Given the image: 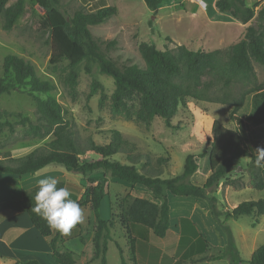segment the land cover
<instances>
[{
  "label": "trees",
  "instance_id": "16d2710c",
  "mask_svg": "<svg viewBox=\"0 0 264 264\" xmlns=\"http://www.w3.org/2000/svg\"><path fill=\"white\" fill-rule=\"evenodd\" d=\"M10 1L0 0L4 31H11L24 11L25 0H17L15 4L8 6ZM33 1L46 14L52 49L51 64L55 70L64 74V82L70 91H76L81 65L86 63V70L89 72V65L96 64L100 73L114 80L112 112L129 121L149 124L154 118L160 117L167 127H171L178 108L187 98L207 99L205 93L199 90L201 79L206 73L216 72L220 79H224V86L227 88L234 80L252 83L256 79L253 62L264 67V6L256 12L253 7L247 6L246 0H216L214 3L218 12L230 14L243 25L250 24L245 27L243 39L230 48L226 62L220 59V51H193L184 45L175 50L162 51L155 45L142 43L139 52L144 61L143 67L137 64L120 66L94 39L90 28L102 25L117 15V8L109 5L107 0H80L82 9L70 17L61 10V0ZM143 1L154 15L165 2ZM3 71L0 95L13 91L28 93L36 104V121L20 112L0 110V133L7 130L10 134H15L16 126L19 125L26 129V135L31 139L51 140L23 157L14 158L10 153H4L0 156V174L19 178L35 176L45 168L56 165L67 172L83 176L110 174L112 178L132 187H145L152 193L153 200L135 197L124 200L120 206L121 220L135 259L133 264H136L139 250L137 244L161 241L170 234L169 194L207 200L216 218L224 215L228 219L238 220L243 216H264V199L243 202L230 211L221 212L217 208L218 199L215 196L223 179L225 183H235L234 180H227V177L236 170V162L243 158L249 159L247 170L251 185L258 191H264V168L255 164L256 149L264 147V82L242 92L231 103L226 99L216 100L224 105L231 104L230 119L235 127L231 129L219 121L213 122L208 156L210 175L202 185H197L191 182V178L200 169L199 156L187 155L183 172L164 179L160 172L147 169V162L142 163L141 156L130 149L129 142L119 131H113L106 144H98L91 138H81L74 123L67 118L64 106L51 95L56 89L55 85L41 79L30 61L8 55L3 60ZM91 87L92 94L99 88L102 89L97 82H93ZM250 94H254L252 112L242 117L238 112ZM120 155H124V161L115 159ZM89 183L84 200L80 199L77 190L64 182L59 181L58 187H67L72 194L71 198L77 200L81 208L90 206L96 222L92 259L98 260L100 264H108L107 253L112 242L113 219L105 220L100 211L107 195V182L106 179L99 182L90 179ZM37 187L38 185L24 191L19 201L1 204L0 211L26 213L39 235L47 240L55 264H76L74 252L58 249V244L63 242V234L50 229L46 221L32 212ZM180 225L182 236H198V240L207 246L193 225L186 220H182ZM228 237V245L221 258H228L231 264H240L242 260L234 239L232 236ZM117 248L121 254L120 264H127L120 247ZM17 264L42 263L29 260ZM248 264H264V244L253 253Z\"/></svg>",
  "mask_w": 264,
  "mask_h": 264
},
{
  "label": "rangeland",
  "instance_id": "374dc122",
  "mask_svg": "<svg viewBox=\"0 0 264 264\" xmlns=\"http://www.w3.org/2000/svg\"><path fill=\"white\" fill-rule=\"evenodd\" d=\"M110 1L117 8V15L108 22L90 29L105 53L120 66L132 64L144 66L139 52L142 43L155 45L162 51L175 50L180 45L193 51H220V59L226 62L230 48L244 37L246 25L236 21L228 13L218 12L214 6L215 0H165L163 9L156 15L143 0ZM16 2L17 0H11L8 6ZM246 4L257 12L264 5V0H246ZM81 9L80 0H61V10L69 17ZM8 55L30 61L41 79L55 85L56 89L51 95L64 106L67 118L74 123L81 138H91L98 144H106L112 132L119 131L129 142L130 149L141 156L142 163L147 162V169L160 172L164 179L180 175L187 155L195 154L200 157L198 159L200 169L191 178V182L197 185H202L210 175L208 156L213 122L219 121L231 129L235 127L230 119L231 104L224 105L216 100L226 99L231 103L242 92L264 82V67L256 62H253L256 79L252 83L234 80L227 88L224 86V79H220L216 72L210 71L202 77L199 88L207 99L187 98L178 108L176 116L171 121V127H167L160 117L154 118L149 124L129 121L112 112L111 102L115 83L111 77L100 73L96 64L89 65V72L86 70V63L81 65L76 91H70L64 82V74L60 70H55L51 64L52 49L46 14L33 0H25L24 11L11 31L3 30V18L0 16V79L4 77L3 60ZM93 82L102 86V89L99 88L94 94L91 93ZM253 97L254 94L246 97L238 115L246 117L252 112ZM35 108L34 99L26 92L13 91L0 95V110L20 112L35 122ZM50 140L51 138L31 139L26 135V129L18 125L15 134H10L7 130L0 133V156L10 153L14 158L23 157ZM115 159L124 161L125 157L120 155ZM248 163L249 159L244 158L236 162V170L227 177V180H234L235 183H225V179L221 181L220 188L215 194L219 211H230L243 202L264 199V192L254 189L251 185ZM48 176L55 177L77 190L81 200H84L90 186V179L96 182L106 179L107 195L100 211L105 220L113 219L112 242L107 253L108 264L121 263L118 246L126 263L133 264L135 259L121 220L120 206L124 200L135 197L153 200L152 193L143 186L132 187L114 179L110 174L105 176L103 173H95L83 176L67 172L61 166L52 165L35 176L22 178L0 176V201L21 200L19 197L24 191L37 186L39 179ZM168 201L173 208L171 221L173 230L176 225L179 230V219L186 220L196 229L192 219H198L196 221L205 232L207 231V236H224L227 242L228 236H259L260 240L264 241V216H243L238 220L228 219L224 215L216 218L207 200L169 194ZM82 210L83 221L77 224L70 234L63 236H80L82 242H85L86 251L81 256L78 252L79 256H75L76 264H100L98 260L92 259L94 244L90 238L94 236L96 225L94 215L89 205L83 206ZM27 218L29 219L28 216ZM4 220L7 218H1L0 232L9 228V225L17 230L27 229L23 224L14 226L15 223L10 224ZM237 241H239L237 244L241 245L244 257H247L248 251L242 246L247 242H243L240 237H237ZM157 242L160 241L151 242V246L155 248L153 257H148L151 264H157L160 257L161 251L158 247L162 244L159 245ZM233 242L235 247H238L235 240ZM74 245L77 247L75 243ZM140 246L141 242L138 247ZM58 249L63 251L61 243L58 244ZM221 259L226 260L225 257ZM184 263L186 262L183 259L178 261V264ZM190 263L194 264L195 260H190ZM3 264L10 263L8 259H4ZM211 264L223 263L216 261Z\"/></svg>",
  "mask_w": 264,
  "mask_h": 264
},
{
  "label": "crops",
  "instance_id": "0c3cea01",
  "mask_svg": "<svg viewBox=\"0 0 264 264\" xmlns=\"http://www.w3.org/2000/svg\"><path fill=\"white\" fill-rule=\"evenodd\" d=\"M107 1L109 5L114 6L112 5L110 0ZM162 9L163 7L160 8L158 12H160ZM3 175L13 176V175L0 174V176ZM1 179L4 180V178ZM19 198L21 199L22 195ZM196 199H200V198H196ZM8 201L10 200L0 201V205ZM26 215H27L26 213L13 212L10 210L0 211V216H1L0 224H1V218L6 217L7 220L4 221L10 222V224L11 222L15 223L14 226L23 224L27 228L24 230H17V228H12L9 225L8 226L9 228L0 232V257H1L0 264H3L4 259L5 260L8 259L10 264H17V262H26L29 260H38L42 264H55L51 256L52 255L51 249L49 247L47 240L39 235V233L35 230L31 222H29V219L27 218ZM172 216H173V208L170 205V234L159 242L160 243L159 245L162 244V246L158 247V250L161 251V253H160V257L157 260V264H178V261L180 259L185 260L186 263L184 264H192L190 263V260L193 259L195 260L194 264H203V263L211 264L216 261L222 262L223 264H231L228 258H226L225 260V259H221L220 257L228 245V242L226 241L224 236H207L206 233L207 231L205 232L200 227L201 224L196 221L198 219H192V221H194L196 231L201 234L200 237L207 244V246H205L203 242H200L198 240V236H182V234L180 233L181 231L180 224L182 220L180 221L179 219V226H180L179 230L177 229L178 225H176L175 229L173 230L171 225ZM4 221L3 223H6ZM171 230H173V232ZM62 237L64 243L62 244L61 242L63 248L62 250H70L74 252L75 256H79V253L80 256L81 254L82 255L84 254V252L86 251V247L84 246L85 242H82L80 236H62ZM237 237H240L243 242H247L246 244L241 243L243 248L248 251L247 257H244L243 251L241 249V245L237 244L239 242L237 241ZM233 238L235 240L236 246H238L236 248L242 260L240 264H248L253 253L261 245L264 244V241H261L259 236H233ZM90 239L93 242V236H91ZM73 243H75L77 247L75 245L73 246ZM138 245L139 244H137V248H139V250H137V255H136L137 264H151V261L148 260V257L149 258L153 257L155 248L151 246L150 242H148L147 244H142V246L140 247H138ZM76 248H78L77 251Z\"/></svg>",
  "mask_w": 264,
  "mask_h": 264
},
{
  "label": "clouds",
  "instance_id": "9594fccd",
  "mask_svg": "<svg viewBox=\"0 0 264 264\" xmlns=\"http://www.w3.org/2000/svg\"><path fill=\"white\" fill-rule=\"evenodd\" d=\"M255 164L264 168V147L256 149ZM32 212L46 221L48 227L64 235L83 221V210L77 200L71 198L67 187H58L59 181L48 176L38 180Z\"/></svg>",
  "mask_w": 264,
  "mask_h": 264
},
{
  "label": "water",
  "instance_id": "95a60500",
  "mask_svg": "<svg viewBox=\"0 0 264 264\" xmlns=\"http://www.w3.org/2000/svg\"><path fill=\"white\" fill-rule=\"evenodd\" d=\"M246 26L248 27V26H250V24H247Z\"/></svg>",
  "mask_w": 264,
  "mask_h": 264
}]
</instances>
